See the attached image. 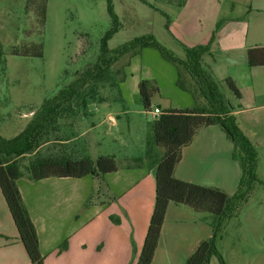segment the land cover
Returning a JSON list of instances; mask_svg holds the SVG:
<instances>
[{
    "label": "crops",
    "instance_id": "0c3cea01",
    "mask_svg": "<svg viewBox=\"0 0 264 264\" xmlns=\"http://www.w3.org/2000/svg\"><path fill=\"white\" fill-rule=\"evenodd\" d=\"M229 2L233 8L235 4L248 3L250 10L264 12V0H183L176 3L178 10L168 22V33L179 46L184 44L192 47L207 43L215 32L211 54L203 55L202 63L217 82L226 77L234 81L241 96L239 99L233 96L232 104L229 102L231 113L245 136L256 147L264 146V65L250 67L246 63L247 48L264 45V41L256 40L255 26L251 27L249 21H243L228 11ZM215 49L217 53L212 54ZM127 57L121 70H129L130 77L125 74L126 78L119 81L118 90L101 96V101H88L86 113L96 120L90 129H96L105 120L117 125L121 115L126 114L127 105L135 98L141 80H151L158 88V93L152 99L155 96L158 98L150 101V109H183L196 102L204 103L190 77L185 72L178 74L177 68L155 49L145 47ZM178 77L182 80L183 88L177 84ZM112 101L120 105L118 111H111ZM232 149L233 142L220 126L202 127L191 143L182 148L174 175L182 180L218 186L233 193L238 183L240 166L231 157ZM153 168L145 157L136 158L126 169L117 166L116 171L99 176H51L35 181L29 173L23 174L17 180V186L36 229L44 263L113 264V261L123 260V255L128 253L131 245L142 242L145 235L154 203L155 179L154 187L151 183L148 188L138 184L147 176L151 177ZM94 179L104 186L103 193L110 194V199L126 194V209H137L142 213L140 219L129 227L122 224L123 218L116 221L108 218L105 222H98L96 219L102 211L97 205L92 207L93 211L88 216L81 219L79 212L92 192ZM2 200L4 202L3 197ZM2 200L0 198V264H30L13 222L11 225L5 222V211H9ZM4 204L6 208H3ZM121 208L124 210V206ZM188 211L181 206L168 204L151 264L161 260L165 254H170V246L178 242H181L182 247L179 256L188 255L201 239L211 234L210 224L205 222L207 228L197 229L188 237L187 225L178 217L181 214L192 215ZM87 212L84 210L82 215ZM63 240L67 241L66 249L56 253L57 246ZM98 244L100 249L95 247L93 250L92 246ZM175 252H179V249L176 248Z\"/></svg>",
    "mask_w": 264,
    "mask_h": 264
},
{
    "label": "rangeland",
    "instance_id": "374dc122",
    "mask_svg": "<svg viewBox=\"0 0 264 264\" xmlns=\"http://www.w3.org/2000/svg\"><path fill=\"white\" fill-rule=\"evenodd\" d=\"M179 1L45 0V12L41 21V0H31L28 7L27 0H0V43L4 56V65L0 67V135L6 138L16 135L30 118L32 110L43 99L53 96L86 66L93 64L101 39L113 26L108 11L109 3L119 23V29L107 40L109 48L135 36L152 33L167 48L182 55L181 46L168 33V22L178 10L176 3ZM227 4L229 12L232 11L243 21H249L251 27L255 26L256 40L264 41V12L250 10L248 3L235 4L234 8L230 2ZM37 44H41V56L16 55L10 51L12 47ZM213 53H217L216 49ZM127 56L125 54L113 63L101 81H95L96 96L116 92L119 81L124 79L125 74L130 77L129 70H121ZM218 87L224 98L232 104L233 94L224 81H218ZM157 98H151V102ZM119 108L120 105L111 102V111H118ZM125 111L126 114L121 115L117 125H111L105 120L96 129H90L96 120L87 114L82 116L80 113L73 119H67L63 121L61 134L69 135L70 139L64 144L48 142L40 147L39 152H66L74 157L87 156L91 159L100 155H113L117 166L122 170L126 169L136 158H145L146 142L152 140V117L143 108L138 92ZM69 121L73 122V127L68 126ZM152 147L153 151L160 153L161 149H155L157 147L154 145ZM255 148L258 156L257 180L245 200L224 221L215 239L216 248L225 264H264V146ZM19 159L23 174H28V155ZM150 165L154 167L151 162ZM150 176L141 180L138 186L148 188L151 183L154 187V168L150 171ZM103 188L97 179L93 180L88 202L84 203L79 212L81 219L88 216L95 205L102 211L96 219L98 222H105L108 218L111 221L123 218L122 224L129 227L140 219L142 213L137 209H126V194L110 199L111 195L103 193ZM0 198L2 200L1 195ZM123 206L124 210L121 208ZM174 206H181L192 214L190 217L183 214L178 216L187 225L188 237L197 229L203 230L204 226L207 228L204 223L208 225L212 221L210 213L196 212L183 205ZM3 208H6L5 204ZM84 210L88 212L82 215ZM5 212V222L11 225L9 212ZM182 237L184 236L180 238ZM142 242L131 245L128 253L123 255V260L113 261V264H136ZM95 247L100 249L99 244L92 246V249L95 250ZM170 247L172 254H165L153 264H183L189 254L179 256L181 242ZM176 248L179 249L177 253ZM61 251L57 246L56 253ZM208 264L219 262L212 255Z\"/></svg>",
    "mask_w": 264,
    "mask_h": 264
},
{
    "label": "trees",
    "instance_id": "16d2710c",
    "mask_svg": "<svg viewBox=\"0 0 264 264\" xmlns=\"http://www.w3.org/2000/svg\"><path fill=\"white\" fill-rule=\"evenodd\" d=\"M30 2L31 0H27L26 7ZM108 11L113 26L101 39L93 64L86 66L53 96L43 99L40 105L32 110L30 118L16 135L9 138L0 135V193L22 247L30 264H45L39 249L36 229L17 186V180L23 175L19 158L28 155L26 168L30 178L35 181L51 176L81 178L116 171L117 164L112 155H100L91 159L87 156L74 157L66 152L41 154L39 149L48 142L64 144L70 139L69 135L61 134L63 121L73 119L80 113L82 116L86 115L87 100H102L101 96H96L94 83L105 77L113 63L125 54L130 55L142 48L151 47L162 58L172 63L178 74L185 72L190 77L204 103L196 102L193 106L183 109H159L160 112L152 118V140H147L144 155L154 165V204L136 264H151L169 203L183 205L196 212H207L213 216L209 222L211 234L195 245L183 264H208L212 255L217 258L219 264H225L216 248L215 239L224 221L245 200L257 180L258 156L255 145L245 136L231 113L232 106L220 92L218 82L202 63L203 55L211 54L215 32L205 44L192 47L181 44L182 55L167 48L152 33L135 36L114 48H109L107 40L119 29V23L110 3ZM44 12L45 0H41V21ZM10 51L16 55L41 56V44L12 47ZM246 63L250 67L264 65V45L247 48ZM3 65L4 56L0 43V67ZM223 81L234 98L239 99L240 91L234 81L230 77ZM177 84L184 87L179 77ZM81 93L79 102L74 103ZM157 93L158 88L151 81L139 82L138 95L146 111L150 110L151 98ZM67 124L69 127L74 125L72 121ZM210 125L220 126L233 142L231 157L240 166L238 183L233 193H228L218 186L182 180L174 175L182 148L191 143L200 128ZM153 145L161 149L160 153L153 151ZM66 246L67 241L63 240L58 245V250H64Z\"/></svg>",
    "mask_w": 264,
    "mask_h": 264
},
{
    "label": "built area",
    "instance_id": "2783aa9c",
    "mask_svg": "<svg viewBox=\"0 0 264 264\" xmlns=\"http://www.w3.org/2000/svg\"><path fill=\"white\" fill-rule=\"evenodd\" d=\"M150 115H151V117L153 118L154 116H156L159 112H160V110H159V108H153V109H150L149 111H147Z\"/></svg>",
    "mask_w": 264,
    "mask_h": 264
},
{
    "label": "water",
    "instance_id": "95a60500",
    "mask_svg": "<svg viewBox=\"0 0 264 264\" xmlns=\"http://www.w3.org/2000/svg\"><path fill=\"white\" fill-rule=\"evenodd\" d=\"M81 96H82V93L76 98V100H75L74 103H76V101H77Z\"/></svg>",
    "mask_w": 264,
    "mask_h": 264
}]
</instances>
